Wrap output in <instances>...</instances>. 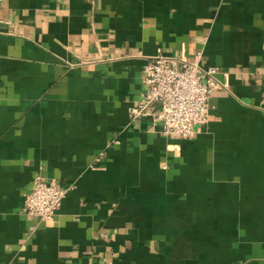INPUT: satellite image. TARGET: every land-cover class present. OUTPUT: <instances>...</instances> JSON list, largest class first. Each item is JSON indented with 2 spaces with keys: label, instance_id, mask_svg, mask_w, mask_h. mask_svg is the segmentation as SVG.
<instances>
[{
  "label": "crops",
  "instance_id": "crops-1",
  "mask_svg": "<svg viewBox=\"0 0 264 264\" xmlns=\"http://www.w3.org/2000/svg\"><path fill=\"white\" fill-rule=\"evenodd\" d=\"M159 50L221 70L190 140L131 122ZM0 264H264V0H0Z\"/></svg>",
  "mask_w": 264,
  "mask_h": 264
},
{
  "label": "built area",
  "instance_id": "built-area-1",
  "mask_svg": "<svg viewBox=\"0 0 264 264\" xmlns=\"http://www.w3.org/2000/svg\"><path fill=\"white\" fill-rule=\"evenodd\" d=\"M203 52L192 61L185 55H165L162 50L150 58L145 67L143 99L130 109L131 122L150 118L162 126L169 137L190 140L197 126L206 124L210 114V100L215 89L224 86L217 67H204ZM73 187L62 188L56 182L39 175L35 188L26 198L25 211L41 222L51 221L62 208Z\"/></svg>",
  "mask_w": 264,
  "mask_h": 264
}]
</instances>
